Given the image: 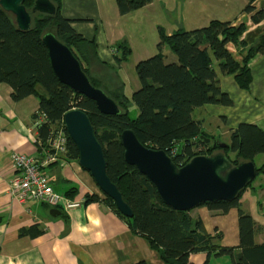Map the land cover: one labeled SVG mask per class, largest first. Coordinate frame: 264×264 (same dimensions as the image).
I'll return each mask as SVG.
<instances>
[{
  "label": "trees",
  "instance_id": "16d2710c",
  "mask_svg": "<svg viewBox=\"0 0 264 264\" xmlns=\"http://www.w3.org/2000/svg\"><path fill=\"white\" fill-rule=\"evenodd\" d=\"M52 1L57 7L56 14H32V25L27 31L19 29L13 15L0 6V83L11 86L12 97L16 101L30 95L38 96L40 104L33 119L39 132V149L50 153L57 129L63 127L62 124L65 126V113L73 108L83 109L103 146L107 174L122 192L133 210V216L122 214L115 201L99 189L93 178L99 192L87 194L86 202L101 199L107 203L126 220L135 234L145 238L158 251L163 264H193L191 255L200 252L206 253L204 264H208L213 255H228L231 264H264V241L258 243L255 240L256 221L250 213L241 209L240 195L252 186V182L234 200L197 205L217 209L222 214L232 208L239 210V243L223 244L222 230L216 228L214 233L206 232L203 218H194L192 209L179 210L163 201L151 180L125 160L121 140V133L125 129H132L144 145L165 150L178 166H183L196 155H210L219 151L224 152L233 164L255 162L257 155L264 154V129L259 125L240 123L231 130L229 142L222 147L219 142L223 141L208 135L203 130L202 122L193 117L197 108L209 103L233 104L229 94L222 90L220 74L233 75L240 88L250 89V62L257 55L264 54V4L257 9L254 3L258 0H247L243 8V12L251 14V19L257 25L252 30H248L244 22L234 25L232 21L221 19H212L199 28H179L171 34L160 27L158 52L137 62L140 87L128 96L121 89L113 93L108 91L92 77L84 63H88L85 47L88 44L95 46V41L75 30L73 19L62 12V0ZM115 1L119 12L127 14L153 0ZM34 2L24 0L29 11ZM50 28L78 57L92 83L117 101L121 109L119 114L102 113L94 100L76 93L57 78L42 40ZM229 43L236 47L241 60L228 49ZM166 45L174 52L175 60L168 59L169 56L163 52ZM120 47H123L122 55L117 59L124 61L132 49L128 44H121ZM133 104L138 109L136 116L131 114L129 107ZM52 123L56 124L55 128ZM63 129L67 138L65 157L78 162L79 149L66 128ZM208 138L210 141H207ZM256 171L257 174L264 173V163L256 166ZM30 231L23 229L21 234ZM40 233L41 230L35 235ZM134 264L147 263L141 260Z\"/></svg>",
  "mask_w": 264,
  "mask_h": 264
},
{
  "label": "crops",
  "instance_id": "0c3cea01",
  "mask_svg": "<svg viewBox=\"0 0 264 264\" xmlns=\"http://www.w3.org/2000/svg\"><path fill=\"white\" fill-rule=\"evenodd\" d=\"M153 2L139 9L148 12ZM262 4L264 1L258 0L254 5L258 9ZM62 12L73 19L76 31L96 43L93 47L90 44L84 46L88 53V63H84L92 77L107 90L114 92L123 87L126 93L127 67L136 69L139 60L155 53L146 49L144 54L135 56L132 51L126 60L118 61L123 49L120 45L130 46L122 21L132 12L121 14L115 0H62ZM235 17L232 19L234 25L244 22L248 30L257 26L251 14L241 12ZM166 32L171 34L174 30ZM228 49L238 60L242 59L232 43L228 44ZM168 55V59H176L174 55ZM250 64L252 82L249 90L240 88L233 75L220 74L222 90L229 94L232 105L209 103L193 113V117L202 122L203 130L219 141H223L220 140L222 136L230 139L231 130L240 123H254L264 129V54L257 55ZM135 84L140 87L138 76L134 79ZM12 92L11 86L0 83V264H134L141 260L147 264H163L158 251L145 238L135 234L126 220L107 203L101 199L85 201L87 194L99 190L91 187V174L77 161L67 159L65 152L56 151L58 160L47 166L44 172L64 200H82L81 205L67 207L61 202L58 207H51L34 199L19 201L12 193L13 180L18 174L13 154H25L40 160L47 153L38 147L39 132L33 119L40 104L38 96L30 95L16 101ZM136 108L132 106L135 116L138 113ZM258 174L264 176L263 172ZM263 190L262 179L242 194H248L249 201L262 206ZM240 202L243 207L244 199ZM54 209L59 211L58 214L52 213ZM23 229L31 231L21 234ZM35 230H41V233L35 235ZM263 241L256 240L258 243ZM190 258L193 264H204L206 253H193Z\"/></svg>",
  "mask_w": 264,
  "mask_h": 264
},
{
  "label": "water",
  "instance_id": "95a60500",
  "mask_svg": "<svg viewBox=\"0 0 264 264\" xmlns=\"http://www.w3.org/2000/svg\"><path fill=\"white\" fill-rule=\"evenodd\" d=\"M0 6L13 15L17 27L24 31L31 28L32 14L54 15L57 12L52 0H35L31 11L26 8L24 0H0ZM42 40L52 69L62 83L94 100L102 113H120L117 101L92 83L81 61L66 43L52 31L45 33ZM63 121L69 137L79 149L81 168L91 174L99 189L115 201L122 214L132 217L133 210L107 174L103 146L88 114L83 109L73 108L65 113ZM121 140L125 160L151 180L163 201L179 210H191L203 202L234 200L257 174L253 161L233 164L222 151L196 155L183 166H178L165 150L144 145L132 129H125ZM219 145L224 147L227 144L219 142ZM58 212L57 209L52 211L53 214Z\"/></svg>",
  "mask_w": 264,
  "mask_h": 264
},
{
  "label": "rangeland",
  "instance_id": "374dc122",
  "mask_svg": "<svg viewBox=\"0 0 264 264\" xmlns=\"http://www.w3.org/2000/svg\"><path fill=\"white\" fill-rule=\"evenodd\" d=\"M153 1V6L149 8L148 12H143V10L141 9H136L134 10V12L128 14L125 18H123L122 21L123 28L125 29L126 35L128 36V42L130 43V46L135 56H140V54H144V51L146 49H152V52L155 53L158 52V48L156 45L160 39V26L163 27L165 31H176L180 28V26H182V28L186 30L205 26L212 19L229 20L233 22L232 19L237 14L239 15L241 12H243V8L247 4V0ZM262 23H264V21ZM48 31H52V29L50 28L48 29ZM128 31L130 32V34H128ZM163 52L165 53V55L170 54L176 57L174 52H172L171 48L168 45L164 47ZM155 53L151 54L153 55ZM121 75L124 79V74L122 72ZM125 75L127 77L126 79H128L126 84V93L131 96L134 90V86L138 89L136 84L134 85V79H137L136 69L127 67V69L125 70ZM121 90L123 91V87ZM132 106H136L134 104L129 106L131 114H134V112L132 111ZM220 140L227 141L229 140V136L228 139L222 136L220 137ZM263 162V153L255 157V165L260 166ZM256 176L257 177L254 178V181H252L251 187H253V185H256V183L260 182L262 179L264 180L263 174H257ZM89 182L92 184L91 187H97L94 181L92 180L91 176ZM251 187H249L246 191H248ZM247 195L248 194H242L240 195L241 197L239 196L240 199H244L245 201L243 207L241 206V209L250 210L252 212L251 215L255 217V220L257 221L255 239L257 241L264 240V201L262 206H260L257 202L252 203V201H249ZM257 197L258 194H256V198ZM263 197L264 194L261 195L260 199L264 200ZM191 213L194 218H203L204 231L214 233L216 231V228L222 230L223 238L221 239V243L230 245H237L239 243V210L237 208H232L228 213L222 214L217 209L211 210L208 209L206 206L202 205L194 207L191 210ZM208 264H231V260L228 255H213Z\"/></svg>",
  "mask_w": 264,
  "mask_h": 264
},
{
  "label": "built area",
  "instance_id": "2783aa9c",
  "mask_svg": "<svg viewBox=\"0 0 264 264\" xmlns=\"http://www.w3.org/2000/svg\"><path fill=\"white\" fill-rule=\"evenodd\" d=\"M51 125L54 128L56 127L55 123ZM62 126L65 127L63 124ZM63 127L57 129V136L52 143L53 150L42 159L37 160L25 154H13V161L18 174L13 180L12 193L16 195L20 202L34 199L51 207H58L61 202L66 203L67 207L81 205L82 200H64L63 196L54 189L43 170L49 163L58 160L56 151L59 153L66 152L67 138Z\"/></svg>",
  "mask_w": 264,
  "mask_h": 264
},
{
  "label": "flooded vegetation",
  "instance_id": "af4514ba",
  "mask_svg": "<svg viewBox=\"0 0 264 264\" xmlns=\"http://www.w3.org/2000/svg\"><path fill=\"white\" fill-rule=\"evenodd\" d=\"M104 91V90H103Z\"/></svg>",
  "mask_w": 264,
  "mask_h": 264
}]
</instances>
